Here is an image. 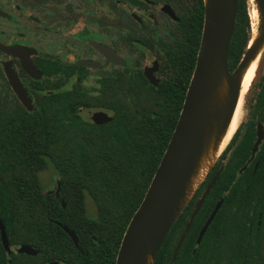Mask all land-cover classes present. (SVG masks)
Returning <instances> with one entry per match:
<instances>
[{"label": "flooded vegetation", "instance_id": "flooded-vegetation-1", "mask_svg": "<svg viewBox=\"0 0 264 264\" xmlns=\"http://www.w3.org/2000/svg\"><path fill=\"white\" fill-rule=\"evenodd\" d=\"M200 11L203 21V0H0V197L6 203L0 221L9 247L7 252L0 237V264H65L45 262L42 221H30L35 209L27 203L12 207L10 198L45 197L65 208L59 197L69 201L76 191L62 184L55 169L43 166L52 159L42 156L74 147L76 125L96 135L123 112H172L171 101L184 99L194 68ZM95 115L107 119L98 123ZM165 118L170 124L173 116ZM24 162L37 167L19 174L17 165ZM213 177L203 201L208 213L192 230L195 245L215 207V264H264V112L242 114L186 205L177 240ZM91 202L97 211L84 192L86 212ZM12 208L20 210L18 230L11 225ZM49 224L55 226L52 235L63 231L61 223ZM84 244L90 245L89 235ZM21 245L36 254L17 253Z\"/></svg>", "mask_w": 264, "mask_h": 264}, {"label": "trees", "instance_id": "trees-1", "mask_svg": "<svg viewBox=\"0 0 264 264\" xmlns=\"http://www.w3.org/2000/svg\"><path fill=\"white\" fill-rule=\"evenodd\" d=\"M195 18L196 41L193 58L201 31V11ZM249 34L245 0H238L237 16L227 55L230 70L234 69L245 52ZM182 102L183 99L178 102L171 101L172 112H156L153 115L151 112H123L122 116L115 115L113 122L105 128L106 132L96 135L82 132L81 127L76 125L74 147L60 148L57 154L52 149L51 153H46L47 149H43L46 154L42 157L47 155L52 159L51 163L44 162L43 166L55 169L62 184H65L67 189H75L76 195L69 201L66 197H59L65 208H62L57 200L50 202L45 197H40L35 202L36 198L32 195L13 196L10 201L12 207L23 203L31 205L35 210L30 211L29 220L42 221V247L44 255H48L45 262L52 259L65 264H114L125 228L159 164ZM248 102V112H264V72ZM169 115L173 116L170 124L166 123L165 118ZM29 156L36 157L38 154ZM55 157H58L57 160ZM3 167L4 165L0 166L1 169ZM36 167V163L24 162L17 165V172L30 173ZM84 192L97 206L98 210L92 216L83 208ZM75 200L82 201L78 204ZM5 204L4 198L0 197L2 211ZM208 210L209 206L205 201L192 222L173 264H215V217L197 246L192 235V230L204 220ZM185 213L187 206L170 229L153 264H169L177 236L186 221ZM19 214L20 210L11 209V225L16 230L20 226ZM52 220L75 232L79 239V248L69 242L61 229H58L57 236L52 235L51 231L55 228L53 224H49ZM87 230L89 234L86 233ZM87 235L90 237L89 246L84 244ZM18 242L19 240L13 244ZM191 247H195L193 254ZM12 262L13 260L10 264H14Z\"/></svg>", "mask_w": 264, "mask_h": 264}, {"label": "water", "instance_id": "water-1", "mask_svg": "<svg viewBox=\"0 0 264 264\" xmlns=\"http://www.w3.org/2000/svg\"><path fill=\"white\" fill-rule=\"evenodd\" d=\"M252 1L251 5L258 13L255 35L253 37L252 20L247 12L249 39L245 52L234 69L230 70L227 55L236 21L238 0H203V21L195 64L178 118L146 192L125 228L114 264L154 263L173 224L227 145L228 142L215 155L202 180L192 188L193 179L203 158L210 152L217 151L227 132L239 98L245 67L259 55L246 94L248 98L251 97L264 68V0ZM95 116L98 117L95 119L98 123L107 119L106 115ZM261 137L262 130L259 128L255 147ZM214 182L215 177L196 203L175 244L170 264L174 263L185 235ZM214 215L215 207L199 231L196 244L200 243ZM60 226L78 248L73 232ZM0 237L4 249L9 252L1 221ZM16 252L35 255L37 251L30 246L21 245Z\"/></svg>", "mask_w": 264, "mask_h": 264}, {"label": "bare ground", "instance_id": "bare-ground-1", "mask_svg": "<svg viewBox=\"0 0 264 264\" xmlns=\"http://www.w3.org/2000/svg\"><path fill=\"white\" fill-rule=\"evenodd\" d=\"M250 3H253L252 0H249ZM250 17L254 26V29L252 30L253 32V37L255 35V26L257 25V20H258V13L255 9L254 6H252V10L250 11ZM257 55L253 60H251L247 66L245 67L243 74H242V78H241V89H240V93H239V98L233 113V116L231 118V121L229 123V126L227 128V132L225 134V136L222 138L221 143L219 144L217 151L212 153L210 152L205 158H203L198 171L193 179V184H192V188H195L197 186V184L202 180V178L205 176L209 165L211 164V162L213 161V159L215 158V155H217V153L221 150V148L228 142V140L230 139L231 135L233 134L239 119H240V115L243 112V105H244V98L247 94V91L250 87V82L255 70V66H256V62L258 59Z\"/></svg>", "mask_w": 264, "mask_h": 264}, {"label": "rangeland", "instance_id": "rangeland-1", "mask_svg": "<svg viewBox=\"0 0 264 264\" xmlns=\"http://www.w3.org/2000/svg\"><path fill=\"white\" fill-rule=\"evenodd\" d=\"M245 6H246V11L250 14V11L252 10V5H251V3L248 0H245ZM252 27L254 29L253 23H252ZM263 72H264V68L262 69L261 73H263ZM244 112H248L247 95L244 98L243 112L240 115V121L242 119V114ZM88 204H89V206H88V212H87V214L89 216H92L95 213V208H94L92 202L91 203H88Z\"/></svg>", "mask_w": 264, "mask_h": 264}]
</instances>
